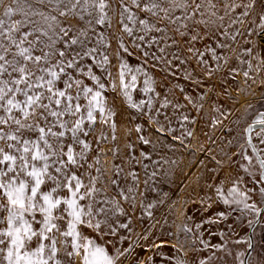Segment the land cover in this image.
Here are the masks:
<instances>
[{"label":"snow or ice","instance_id":"snow-or-ice-1","mask_svg":"<svg viewBox=\"0 0 264 264\" xmlns=\"http://www.w3.org/2000/svg\"><path fill=\"white\" fill-rule=\"evenodd\" d=\"M255 3L249 0L243 7L252 9ZM110 7L109 0H0V264H124L130 255L129 249L119 247L123 240L119 233L129 229L131 218L121 222L119 217L127 216L121 200L135 206L137 174L131 173L134 183L125 190L115 179L104 178L99 153L89 163L93 141L88 138L98 124L111 128V138L116 139V113L103 94L105 83L93 71L98 67L112 75L106 51L112 37L98 31V27H114ZM238 7L241 5L235 0H118V10L111 7V11L114 15L118 11L120 32L142 50L145 63L150 55L163 58L148 48L170 40L168 47L176 49L173 59L180 58L183 43L202 65L207 64L204 57L210 53L219 69L221 59L228 63L217 53V49L229 47L221 40L234 41L243 34L239 29L230 34L223 26L225 17ZM248 15L247 10L240 13L231 19V25L243 23L240 16ZM260 21L259 28L264 31V14ZM113 36L117 53H129L123 35L114 32ZM206 38L215 47L206 44L200 51L195 44ZM165 51L159 48V52ZM245 53L250 56L252 49ZM180 63L186 61L181 59ZM240 63L248 66L244 77L252 78L251 60ZM119 69L121 91L129 107L143 111L145 101L134 103L130 93L137 76L133 74L126 82L132 69L122 58ZM208 74H212L211 69ZM144 75L142 91L147 94L154 88L147 73ZM111 86L115 90L114 79ZM146 104L150 110L151 97ZM167 104L165 99L161 107ZM253 133L264 144V112L244 129L239 153L249 164L255 158L258 188L249 191L258 190L264 201V149L253 143ZM107 139L101 131L95 143ZM109 186L115 190L113 195H109ZM216 193L226 205H242V212L259 215L262 211L247 202L250 197L235 183L226 194L217 186ZM85 229L94 235H86ZM177 264L183 262L178 260Z\"/></svg>","mask_w":264,"mask_h":264},{"label":"rangeland","instance_id":"rangeland-1","mask_svg":"<svg viewBox=\"0 0 264 264\" xmlns=\"http://www.w3.org/2000/svg\"><path fill=\"white\" fill-rule=\"evenodd\" d=\"M248 2L235 0L241 7L225 17L223 26L230 34L236 29L243 34L237 35L234 41L221 40L229 47L217 49V53L226 57L228 63L221 59L217 69V62L210 53L204 57L207 64L202 65L199 57L187 52V45L183 43L180 58L173 59L176 49L168 47L170 40L148 48L149 52L163 58L157 60L150 55L145 63L142 50L135 47L132 38L120 32L118 11L115 15L111 11V7L118 10V0H109L114 27H98V31L112 37L111 47L106 49L110 60L107 68L112 75L109 77L98 67L93 71L105 83L103 94L116 113L113 117L116 139L111 138V128L98 124L96 132L88 138L93 141L89 163L99 153L104 178L115 179L119 188L125 190L134 183L131 173L137 174L132 202L135 206L130 207L129 201L121 200L127 216H120V221L127 222L131 218L129 229H121L119 233L123 237L119 247L130 251L124 264H177L178 260L183 264H200L202 260L207 264H241V261L244 264L249 230L257 214L249 210L242 212V205L224 204L217 198L216 188L222 186L226 194L235 183L250 197L248 203L259 209L264 206L258 190L249 191L258 188L255 181L259 179V169L255 158L249 164L239 155L245 127L258 111L264 110V64L260 63L264 60V31L259 28L264 0H256L252 9H245L243 5ZM246 10L249 15L240 16L243 23L231 25V19ZM114 32L123 35L129 53L122 50L117 53ZM206 44L215 47L208 38L196 42L195 47L204 51ZM159 48L166 51L161 53ZM249 48L252 49L250 56L245 53ZM120 58L132 69L125 77L126 82L133 74L137 76L136 87L130 89V93L134 103L145 101L143 111L129 107L122 94ZM181 59L186 63L181 64ZM241 60H251L253 68L249 76L254 79L244 77L248 66L241 64ZM137 68L141 71L136 72ZM144 73L154 88L147 94L142 91ZM113 79L115 90L111 86ZM150 97L149 110L146 102ZM165 99L167 107H161ZM160 128L163 131H158ZM101 131L108 139L97 144L95 141ZM141 137L149 143L145 144ZM253 143L264 149L255 133ZM248 155H252L250 149ZM93 175H96L94 170ZM108 191L109 195L115 192L111 186ZM84 231L86 235H94L90 229ZM253 244L248 263L264 264V213L253 229Z\"/></svg>","mask_w":264,"mask_h":264},{"label":"water","instance_id":"water-1","mask_svg":"<svg viewBox=\"0 0 264 264\" xmlns=\"http://www.w3.org/2000/svg\"><path fill=\"white\" fill-rule=\"evenodd\" d=\"M259 113H261V112H259ZM259 113L256 114V116L254 117L253 120H255V118L257 117V115H258ZM253 120H252V121H253ZM260 209H261L262 211L260 212L259 215H257V217H256V219H255L253 225L251 226V228H250V230H249V246H248L247 251H246V254H245V256H244V264H249V263H248V258H249V255L251 254V251H252V249H253V245H254V244H253V229H254V228L256 227V225L259 223V220H260L261 214L264 213V206H262Z\"/></svg>","mask_w":264,"mask_h":264},{"label":"flooded vegetation","instance_id":"flooded-vegetation-1","mask_svg":"<svg viewBox=\"0 0 264 264\" xmlns=\"http://www.w3.org/2000/svg\"><path fill=\"white\" fill-rule=\"evenodd\" d=\"M259 112H264V110H260V111H258L257 113H259ZM253 119H254V118H253ZM251 122H252V121H251ZM251 122H250V123H251ZM250 123H249V124H250ZM247 126H248V125H247ZM247 126H246V127H247ZM246 127H245V128H246ZM250 151H251V149H250Z\"/></svg>","mask_w":264,"mask_h":264}]
</instances>
